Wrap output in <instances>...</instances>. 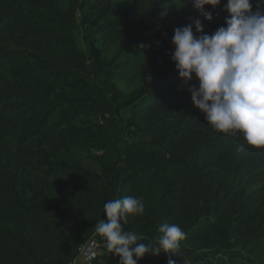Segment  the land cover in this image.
I'll use <instances>...</instances> for the list:
<instances>
[{"label": "trees", "instance_id": "trees-1", "mask_svg": "<svg viewBox=\"0 0 264 264\" xmlns=\"http://www.w3.org/2000/svg\"><path fill=\"white\" fill-rule=\"evenodd\" d=\"M78 2L0 0V264H69L92 236L105 246L92 264H118L95 224L106 219V202L126 196L145 206L124 225L138 243L154 245L165 223L187 234L176 264H264V148L207 123L188 91L198 82L179 78L167 40L156 79L124 93L132 79L115 81L113 59L96 52L87 63L78 49ZM226 2L205 5L213 15L206 22L190 0H106L88 33L116 42L117 58L149 44L150 26L176 11L183 19L170 23L172 35L194 18L213 33L224 26ZM132 100L134 129L117 140L115 109ZM79 113L104 123L84 131ZM74 150L92 153L97 169L79 164ZM167 259L145 254L137 264Z\"/></svg>", "mask_w": 264, "mask_h": 264}, {"label": "clouds", "instance_id": "clouds-1", "mask_svg": "<svg viewBox=\"0 0 264 264\" xmlns=\"http://www.w3.org/2000/svg\"><path fill=\"white\" fill-rule=\"evenodd\" d=\"M190 3L203 21L210 22L212 12L204 6L215 9L221 0ZM221 10L227 13L224 26L211 34L204 32L200 18L175 28L171 60L183 81L195 77L197 85L188 89L192 104L214 130L241 133L249 146L264 148V9L253 11L251 0H227ZM144 210L138 196L110 200L103 207L106 219L97 221L95 231L107 250L119 257L118 264H137L145 254L160 253L168 255L167 264H176L172 257L180 256V242L187 235L178 224H161L154 245L138 243L141 237L125 230L128 217L143 215ZM95 255L92 252L91 258Z\"/></svg>", "mask_w": 264, "mask_h": 264}, {"label": "rangeland", "instance_id": "rangeland-1", "mask_svg": "<svg viewBox=\"0 0 264 264\" xmlns=\"http://www.w3.org/2000/svg\"><path fill=\"white\" fill-rule=\"evenodd\" d=\"M78 12L76 14V22L73 29V36L76 41L78 49L84 54L85 61L89 63L90 56L98 52L102 57L113 59L111 68L113 70V78L117 82L127 83V79L131 78L132 82L130 86H122L124 93H129L139 87L141 84L153 82L158 65L163 63L162 51L165 49L164 42L167 40V54L172 50L171 44L172 33L171 29L168 30L170 23L174 24L183 19V13L176 11L171 18L166 16L159 17L148 29V37H150L149 44H141L132 47L129 51L124 52L119 57L113 56L116 42H102L100 39L92 41L88 33V21L96 17L98 9L106 0H96V6H90L88 0H78ZM98 18V17H97ZM102 19H99L101 22ZM171 27V26H170ZM169 33V34H167ZM168 36V37H167ZM167 38V39H166ZM151 79H147V77ZM145 89L142 88V91ZM140 91L137 92V95ZM133 100L124 102L121 106L115 109V122H116V139L117 140H129L130 134L134 129V120L131 115ZM69 108H63L51 117H59L64 110ZM104 123V118L98 114H85L79 113L77 117V124L81 125L84 131H91L98 129L99 126ZM87 142L90 143L89 138ZM95 149L93 148L92 151ZM96 153V152H95ZM72 155L77 162L88 168L97 169V164L92 153L87 155L81 150H74ZM30 264V263H29ZM177 264H184L181 261H177Z\"/></svg>", "mask_w": 264, "mask_h": 264}, {"label": "built area", "instance_id": "built-area-1", "mask_svg": "<svg viewBox=\"0 0 264 264\" xmlns=\"http://www.w3.org/2000/svg\"><path fill=\"white\" fill-rule=\"evenodd\" d=\"M99 153V151H96ZM104 244L100 243L94 236L90 237L79 249L69 264H92V262L104 250ZM95 252V258H91V253Z\"/></svg>", "mask_w": 264, "mask_h": 264}]
</instances>
